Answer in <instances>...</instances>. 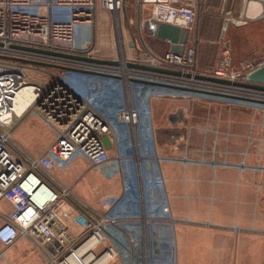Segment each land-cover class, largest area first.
<instances>
[{
  "label": "built area",
  "instance_id": "built-area-1",
  "mask_svg": "<svg viewBox=\"0 0 264 264\" xmlns=\"http://www.w3.org/2000/svg\"><path fill=\"white\" fill-rule=\"evenodd\" d=\"M123 3L124 0L102 2L111 12L119 11ZM138 3L149 10L148 15L144 13L146 17L138 20L135 33L139 31L138 40L142 46L136 49L135 55L124 58L121 69L119 61V65H104L16 47L92 57L82 50L92 35L95 0H0V200L6 199L12 205L11 213L0 225V241L4 245L11 244L20 235L29 237L43 250H48L47 264L119 263L121 252L127 254L125 264H150L148 224L169 216L167 205H159L160 210L152 212L147 211L145 204L147 190L164 187L158 166L151 170L154 180L149 176L146 178L147 154L139 139L145 133L153 135V129L150 126L141 129L143 123L140 125L141 117L131 93L129 98L126 94L127 102L119 111L117 106L109 110L99 107L90 95V77L122 78L124 88L132 79H138L149 82L145 84L157 83L151 85L158 87L264 103L263 90L196 77L205 75L245 82L248 71L264 66V59H250L242 64L240 73H233L230 50L225 46L216 68L206 74L197 73L195 58L202 0H138ZM54 10L66 12L67 18L54 17ZM159 23L171 24L187 32L181 54L152 50V41L158 39ZM164 42L172 44L170 40ZM133 44L136 46L135 40ZM128 62L180 73L173 75L130 68ZM53 65L68 69L56 68L61 70L60 75L44 70L53 69ZM119 68L124 77L116 74ZM33 72H42L45 77L34 80L31 78ZM25 87L32 88L33 97L26 111L18 115L15 99ZM152 97L154 94L150 95ZM27 111L38 115L55 135L39 154L28 152L14 137L15 119L22 118ZM118 121L130 128L129 133L134 138L138 202L133 200L135 191L130 187V173L122 171L126 163L119 153V144L124 143L125 135L118 129ZM113 145L116 153H112ZM78 159L86 160L91 168L108 179L114 176L122 179L120 191L104 195L98 208L79 199L71 186L61 184L52 174L55 168L65 170ZM236 166L241 171L253 168L264 173V167ZM143 177L146 178V191L145 188L143 191ZM135 206H138L136 211ZM72 209H78L86 217L84 230L75 237L69 234L66 223Z\"/></svg>",
  "mask_w": 264,
  "mask_h": 264
},
{
  "label": "crops",
  "instance_id": "crops-1",
  "mask_svg": "<svg viewBox=\"0 0 264 264\" xmlns=\"http://www.w3.org/2000/svg\"><path fill=\"white\" fill-rule=\"evenodd\" d=\"M203 1L197 46L200 70L206 71L216 63L222 48L220 39L230 47L234 67L242 61L264 59V16L242 18L245 10L254 18L264 12V6L238 0ZM232 18L241 23L231 22ZM226 19L229 21L223 34ZM135 42L136 48H141L137 37ZM151 48L162 52L171 46L157 39ZM158 107L165 108L169 125L166 129H153V135L145 133L139 139L147 154L146 178L153 181L151 170L158 166L164 185L156 191H146V209L158 211L159 205L169 209L168 217L148 224L150 264H264V173L253 168L241 171L236 166L264 167V123L254 129L250 127L255 116L252 113L231 111L206 100L157 99L153 102L154 114ZM14 137L32 151L38 149L37 145H47L43 150L50 145L37 142L31 129L25 127L16 129ZM80 165L95 171L103 180L99 183L97 177L92 178L88 193L77 188L86 175L83 169L79 170ZM52 174L95 208L104 195L120 191L118 177L105 180L84 159L74 161L65 170L55 168ZM133 209L138 210V206ZM11 211V203L0 200V225ZM85 222V215L72 209L66 218L69 234L79 235ZM47 255L48 250L26 236H18L9 245L0 241V264H47ZM126 262L127 254L121 252L119 264Z\"/></svg>",
  "mask_w": 264,
  "mask_h": 264
},
{
  "label": "rangeland",
  "instance_id": "rangeland-1",
  "mask_svg": "<svg viewBox=\"0 0 264 264\" xmlns=\"http://www.w3.org/2000/svg\"><path fill=\"white\" fill-rule=\"evenodd\" d=\"M104 0H95V22L94 27L92 31V35L90 37V41L85 45L84 49L82 50L85 52V55L92 56L94 58L103 59V60H115V61H121V57L125 58L128 56H133L136 54V46H134V40L135 38L139 37V31L135 35L137 29L138 20L141 18L146 17L144 15L149 13L148 9H143V7H140V4L138 3V0H124V3L121 7V9L118 11L119 15L118 20L119 22L116 23L115 20V11L111 12L108 11L102 4ZM135 2V3H133ZM203 7H204V1ZM138 7V8H137ZM138 12V13H137ZM203 13V9H202ZM43 14H46V12H43ZM53 15L56 18H67L66 12L64 11H53ZM202 16V14H201ZM101 18V19H100ZM201 19V17H200ZM118 24V25H117ZM119 36V37H117ZM120 39L122 40V43L120 42ZM223 39H220L219 43H222V48L219 52V57L214 64V66L204 70H200L197 66V52H196V69L197 73L199 74H206L207 71L214 69L217 67L222 52L225 48V46H228L222 41ZM198 46V45H197ZM229 47V46H228ZM120 49H123L122 56L120 55ZM230 50V58H231V67L230 70H232L233 73H240L242 71L241 67L242 64L245 62H241L237 67H234V61ZM55 68V67H54ZM50 69V68H44V70H48L53 72L54 74L60 75L62 72L59 69ZM119 76L124 77V72H119L117 70ZM42 73V72H41ZM38 73L36 74L33 72L31 74V78L34 80H38L40 78H43L42 74L44 73ZM239 77H236V79ZM92 81V85L90 88V95L96 102V104L103 108V109H111L114 106L118 107V111L124 107V105L127 102V97L129 98V94L131 93L132 96V102L136 107H138L139 115H140V125L142 124L141 129H146V127L150 126V129H166L169 124L167 122L166 118V110L165 108L158 107L157 114L153 113V102L157 99H180V98H191V99H197V100H206L210 101L214 104H218L223 106V108L230 109L231 111H234L235 109H240L242 111H247L255 115L252 120H250V127L257 129L258 125H263L264 123V103L257 104V103H251V102H245V101H238L235 99H227L225 97L220 96H208V95H201L196 94L192 92L185 91L184 89H171L166 87H158L151 84H145L139 81H131L129 86L126 85L125 88L122 83V78L118 77H102V76H92L90 77ZM125 90L127 92H125ZM130 90V92H129ZM154 94V97L150 98V95ZM220 107V106H219ZM15 129H31L32 134L37 139V142L44 143L48 142L51 143L54 139V133L50 127L44 123V121L35 113L31 111H27L22 118H16L15 119ZM118 129L121 130V133L125 135L124 137V143L119 144V153L122 155L124 162L126 163L125 166L122 168V171L124 173L129 174L132 177L130 179V187L135 191V197L133 198L134 201L138 202L139 198V181H138V171H137V165H136V158H135V147L132 146V143L134 141L133 135L130 132V128L121 122H117ZM113 128L115 130V127L113 125ZM261 129V128H260ZM32 139V138H31ZM32 139L31 141H33ZM37 145L38 149L34 150L39 152H42V150L46 147ZM24 147V146H23ZM115 146H112V153H116ZM25 148V147H24ZM28 152L34 153L32 151L33 149L25 148ZM35 153V154H38ZM84 170V178L81 179V181L78 183L77 188L78 190H83V192H89L92 178H98L99 183L103 182V180L98 177L93 170H89L86 166L80 165L79 170ZM94 169V168H93ZM95 170V169H94ZM118 177L120 179L121 184V177L120 176H114L113 178ZM105 180L108 178L103 177ZM111 178V179H113ZM117 178V179H118ZM146 179V178H145ZM143 177V191L145 188L146 191V181ZM91 180V181H90ZM121 187V186H120ZM87 203V202H86ZM91 206L93 204L87 203ZM99 204V200H98ZM112 264H119V263H112Z\"/></svg>",
  "mask_w": 264,
  "mask_h": 264
},
{
  "label": "water",
  "instance_id": "water-1",
  "mask_svg": "<svg viewBox=\"0 0 264 264\" xmlns=\"http://www.w3.org/2000/svg\"><path fill=\"white\" fill-rule=\"evenodd\" d=\"M240 2H246V5L248 4H258L260 6H264V0H238ZM245 13L242 15L243 19L246 20H252V19H257L262 16H264V12H260L258 15H256L254 18H251L246 10L244 11ZM225 14L234 16V17H240L236 13L230 14V12H225ZM228 19H226L223 23V31L222 33L224 34L226 30V26L228 23ZM231 22H235L237 24L241 23L238 19H231ZM156 36L158 39L161 40H170L172 42L171 44V52L176 53V54H181L184 48V44L187 39V32L182 30L181 28L167 24V23H159L157 26V33ZM21 49H26V50H35L39 51L41 53L45 54H50L53 56H58L62 58H67V59H75V60H81V61H86V62H92V63H97V64H104V65H119L118 61L115 60H103V59H98V58H92V57H86L82 55H76V54H70V53H62V52H56V51H46V50H38L30 47H23V46H16ZM44 66H48L46 64H42ZM55 68H63V69H68L67 67H60L57 65H53ZM127 66L130 68H136L140 70H145V71H151V72H160V73H165V74H173V75H179L180 72L178 71H173V70H168V69H163V68H158V67H153L149 65H143V64H136V63H127ZM198 79L201 80H208V81H213V82H218V83H223V84H228V85H234L238 87H244V88H252V89H258V90H263L264 91V66H258L250 71H248L245 75L246 81L245 82H239V81H230V80H225V79H219L216 77H211V76H205V75H196ZM132 81H139L143 83H149L147 81H142L138 79H132ZM151 84H156L157 83H151Z\"/></svg>",
  "mask_w": 264,
  "mask_h": 264
},
{
  "label": "bare ground",
  "instance_id": "bare-ground-1",
  "mask_svg": "<svg viewBox=\"0 0 264 264\" xmlns=\"http://www.w3.org/2000/svg\"><path fill=\"white\" fill-rule=\"evenodd\" d=\"M133 3H135V2H133ZM114 15H115L116 23L119 22L118 16H117V15H119V12L115 11ZM117 37H119V36H117ZM120 42L122 43L121 39H120ZM122 52H123V49L122 50L120 49V55L121 56L123 55ZM119 62L121 63V69H122L123 66H124V63H125L124 58L121 57V61H119ZM32 97H33V92H32V88L31 87H25L23 90H21L18 93L17 98L15 99V111H16V113L18 115H22V113H24L26 111V106L30 103V101L32 100Z\"/></svg>",
  "mask_w": 264,
  "mask_h": 264
}]
</instances>
